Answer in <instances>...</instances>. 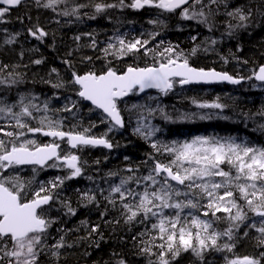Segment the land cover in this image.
I'll use <instances>...</instances> for the list:
<instances>
[{"label": "snow or ice", "instance_id": "1", "mask_svg": "<svg viewBox=\"0 0 264 264\" xmlns=\"http://www.w3.org/2000/svg\"><path fill=\"white\" fill-rule=\"evenodd\" d=\"M22 3L23 0H0V22H5V15ZM67 3L68 0H35L37 7L54 12L59 5L65 4V9L61 10L59 15L75 16L77 19L81 18L80 10L89 6L75 4L68 9ZM189 4L191 8L186 6ZM91 6L96 14L124 6L133 9L150 6L167 12L184 6L181 11L182 19L195 20L212 30L220 6L227 8L228 4L227 0H131L130 4L125 5V0H119L118 4L98 2ZM225 14L237 21L235 25L228 23L229 34L237 27H246L252 16L250 10L246 12L242 7H235ZM91 18L95 19V16ZM19 19L23 23V17ZM149 23L160 24L162 21L152 20ZM27 31L31 37L41 42L49 35L39 22ZM19 35L20 33L12 35L5 43H14ZM85 35L91 37V34ZM157 35L158 33L153 32L149 34V39L136 38L131 41L116 35L110 38L115 42L108 43L102 50L105 58L110 55L123 58L143 51L145 56L152 58L151 64L144 67L130 64L123 71L106 66V70L99 72L90 70L84 74L72 73L71 83L79 86L76 95L90 102L95 109L102 110L110 125L108 132L116 127H124L118 101L136 89L140 92L145 89H157L160 93L167 94L176 84L183 86L215 81L239 84L245 79L233 77L227 72L193 67L188 57L182 51H177L178 46L175 45L164 47L161 42L156 48H148L150 40ZM75 39L80 40L81 37L76 36ZM192 39L195 41L196 37L193 36ZM211 42L216 43L215 40ZM91 47H96L94 39ZM196 52L197 48L194 47L191 54L195 55ZM33 63L39 65L42 60L37 59ZM7 68L8 66L4 65L0 68V73L5 72ZM51 71L57 70L53 68ZM253 78L264 83V64L247 77L249 80ZM20 82L19 74L8 72L6 76L0 75V86L12 87ZM52 86L61 88L64 84L61 82ZM37 99L36 96L28 99L21 94L13 104L0 100V119L6 121L7 128L13 129L9 131L0 126V133L7 137L6 140L0 138V264H5V261L6 264H39L40 252L45 247L51 256L58 260L61 249L72 247L66 243L64 236H60L52 245L45 244L48 230L55 220L44 213L43 206L50 205L55 199L56 190L65 180L82 175L80 157L73 151L62 153L59 143L53 141L39 144L35 139L26 138V134L42 133L47 137L66 140L69 148L76 150L89 146H103L109 149L113 147L107 138V132L97 137L92 135L88 128L83 131L75 128L64 131L63 120L49 116V103L45 101L40 105L34 102ZM193 103L199 108L225 107L219 102L200 103L193 100ZM71 104L72 107L65 106L57 111L72 112L77 102L71 101ZM17 107L19 111H16ZM132 109L139 111L135 134L145 141H151L150 147L154 152L165 155L166 159H157L155 155L150 154L148 159L152 166L148 169V174L143 176H137L138 169L129 167L126 171L131 175L112 185L106 199L113 206L119 203L126 223L140 220V217H143L141 223L155 220L142 234L147 235L149 239L142 240L144 246L140 248L141 254L155 257L154 260L150 259L149 264H174L185 252H191L201 264L205 261L207 253H232L240 239L242 226L255 230L257 246L264 247V146H252L243 141L238 142L233 137L219 136H195L190 140L161 143L152 139L159 129L151 124L150 117L159 111L164 119H170L164 109L159 105L152 108L143 104H133ZM200 118L205 119L203 116ZM37 119L39 126L32 127L29 121ZM20 165L63 167L68 171V175L58 176L50 180L47 186L41 184L37 191L29 193L28 185L21 181L18 175L2 174L13 166ZM130 183L137 187H130ZM29 195L31 198H28ZM81 199L92 203L96 197L89 192H82ZM63 207L67 214H76V209L70 202L64 201ZM250 213L252 217L259 219L246 223L250 219ZM221 221L227 223L223 230L217 227ZM98 228V225L93 226L92 233L97 232ZM248 230L243 232L244 237L249 235ZM119 264L126 262L121 259ZM225 264H264V252L260 257L225 256Z\"/></svg>", "mask_w": 264, "mask_h": 264}, {"label": "trees", "instance_id": "2", "mask_svg": "<svg viewBox=\"0 0 264 264\" xmlns=\"http://www.w3.org/2000/svg\"><path fill=\"white\" fill-rule=\"evenodd\" d=\"M100 2L118 4L119 0ZM227 4V8L220 6L212 30L197 21H193V25L188 29H171L167 26L170 24L168 22L148 28L141 20L142 16L147 14V10L135 11L126 7H114L96 14L94 7L91 6L80 10V19L75 16L64 17L59 15V12L65 9V4L59 5L54 12L51 9L37 7L35 1L21 4L15 14L5 16V22H0V68L4 65L8 66L0 75L6 76L8 72H12L21 77V82L15 86H0V100L13 104L21 94L28 99L36 96L38 99L34 101L35 103L40 105L45 101L49 103V116L63 120L64 131L73 128L83 131L88 128L91 134L97 137L107 132V138L114 144L111 151L97 148L101 151L96 152V156H92L90 160L84 158L82 175L65 180L56 190L55 199L44 208V213L55 220L48 230L45 244L52 245L60 236H64L66 243L71 244L72 247L61 249L58 260L52 257L45 247L40 252L39 264H119L121 259L126 264H149L150 259H155L140 252V248L144 246L141 241L149 239L147 235L142 234L155 220L141 223L143 217H140V220L126 223L119 203L113 206L106 197L112 185L118 184L121 178L131 175L126 169L129 167L138 169L137 176L147 175L148 169L152 166L148 159L150 154L161 160L166 157L154 152L150 147L151 141H145L135 134L139 111L132 109L133 102H136L133 95L128 100L129 106L125 110L121 109L125 120L123 134L112 140L111 137L109 138L110 125L105 116L79 98L76 95L79 88L71 83L73 72L78 74L90 70L99 72L106 70V66L123 71L130 64L144 67L153 62L152 58L145 56L143 51L123 58L111 55L105 58L102 50L108 43L115 42L110 38L120 35L128 41L136 38L149 39V34L155 32L158 35L150 40L151 46L148 45V48H156L161 42L164 47L175 45L178 46L177 51H182L188 57L193 67L214 69L227 72L233 77L246 79L237 87L215 86L209 91L191 90L204 93L193 95L190 99L200 103L219 102L225 105L223 109L202 108L205 112L200 115L186 114L182 105L178 104L181 101L176 99L179 93L184 91L189 93V89L188 92L176 87V92L171 94L159 93L158 95L162 97L156 103L153 100L148 102L147 98L142 99L140 104L145 105L144 102H148V106L153 105V108L159 105L170 117L166 120L160 112L150 117L151 124L159 129L153 140L167 144L173 140H190L195 136H219L233 137L238 142L243 141L252 146H264V114H262L264 83H257L254 78L247 79L254 70L264 64V3L227 0ZM235 7H242L246 12L250 10L252 16L246 27H237L229 34L228 23L235 25L237 21L230 19L225 13ZM93 16L95 19L91 18ZM20 17H23V23ZM37 22L49 33L43 42L32 38L26 30ZM16 33L20 35L16 37L14 43H5ZM85 34H91V37ZM76 36H80L81 39L76 40ZM193 36L196 37L195 41L192 39ZM93 39L96 42L95 48L91 47ZM212 40L216 43L213 44ZM194 47L197 48V52L192 55ZM86 57L90 59H85ZM37 59L42 60L43 64L33 63ZM53 68L57 71L52 72ZM61 82L64 84L61 88L52 86ZM190 95L191 92L188 96ZM71 101L77 102L72 112L57 111L65 106L72 107ZM16 111H19V107ZM201 116L205 119H201ZM29 123L32 127L39 126L38 119ZM0 126L6 127V121L0 119ZM6 130L13 129L6 127ZM0 136L4 137L2 133ZM92 149L90 155L94 152V148ZM125 157L128 159L126 160ZM110 173L116 175H109ZM64 174L61 168L51 167L43 170L35 169V171L14 168L12 172V176L18 175L20 180L28 185L29 193L37 191L41 184L47 186L50 180L58 176L64 177ZM129 186L137 187L134 183H130ZM82 192L94 194L96 200L89 203L81 199ZM28 198H31L30 195ZM64 201L70 202L76 209L75 215L67 214V210L63 207ZM249 215L250 219L246 223L259 219L252 217L251 213ZM97 225L98 231L92 233V227ZM217 227L223 230L227 227V223L221 221ZM245 230L248 229L242 226L239 232L240 239L232 253L215 251L207 253L203 264H225V256L259 257L260 253L264 252V247L257 246L255 239L257 233L255 230H248L249 235L244 237ZM133 237L136 239L134 240ZM174 264H201V261L191 252H185Z\"/></svg>", "mask_w": 264, "mask_h": 264}, {"label": "rangeland", "instance_id": "3", "mask_svg": "<svg viewBox=\"0 0 264 264\" xmlns=\"http://www.w3.org/2000/svg\"><path fill=\"white\" fill-rule=\"evenodd\" d=\"M100 1L101 0H71V1H68L67 7L71 8L75 4H85V5H89L88 7H91V5L93 3H98ZM248 1L253 2V1H256V0H248ZM130 3H131V0H125V5H128ZM124 7L130 8V7H127V6H124ZM188 7L191 8V4H189ZM131 9H133V8H131ZM182 10L174 12V13H166L162 9L154 7L152 9H148L146 11L147 14L143 15L141 20L143 21L144 25H146V27L148 26V28L155 27L157 25H161V24H164V23L168 22L170 24H168L167 26H170L171 29H178V30L179 29H186L189 26L193 25V21H195V20H184V19H182L181 18V11ZM131 17H133V16H131ZM152 20L162 21V23H160V24H151V23H149V21H152ZM202 91H204V90H202ZM202 91H199V92L198 91H193V92L190 91L191 92L190 97L188 96V94L190 93L189 91H188L189 93H187L185 91L181 92L182 94L179 93V95L177 96L176 99L181 100L178 104L182 105V109L185 111L186 114H189V115L191 114L193 116V114H197L198 113V115H200V113L205 112L204 110L202 111V108L197 107V105L193 103L194 99H190L193 95H202L204 93ZM161 97H162V95L150 94V95H148L147 99H149L148 102H151L153 100L154 103H156V102H158L161 99ZM187 97H189V98H187ZM148 102H144L145 105H148ZM140 103H141L140 100H137L136 102H133V104H140ZM127 106H129V104H127ZM151 107L153 108V105ZM157 112H159V111H157ZM33 121H37V120H33ZM36 134H38V133H35V134L27 133L26 134V138L35 139L37 141V143H39V142L46 143L44 140L41 139L42 137L39 134L38 135H36ZM0 138L5 139V140L7 139V137H2V136H0ZM47 168H50V167H47ZM8 172L9 171H6V172H3L2 174L5 175Z\"/></svg>", "mask_w": 264, "mask_h": 264}, {"label": "flooded vegetation", "instance_id": "4", "mask_svg": "<svg viewBox=\"0 0 264 264\" xmlns=\"http://www.w3.org/2000/svg\"><path fill=\"white\" fill-rule=\"evenodd\" d=\"M254 2H259V3H264V0H256V1H254ZM15 12H16V9H12L8 14H6L5 16H9L10 14H15ZM28 29V28H27ZM26 29V30H27ZM33 38V37H32ZM65 123H67V122H65ZM119 135H117L115 132H113V134H112V137L110 138V139H112V140H115V138L116 137H118ZM46 141V143H50V142H56V143H58L56 140H53V139H45ZM39 144H45L44 142L43 143H41V142H39ZM60 151L62 152V153H68L69 151H73V152H75V154H77L79 157H80V162H81V166H83L82 165V162H83V159L85 158L86 160H90L91 159V157L92 156H96V152H99V151H101L100 149H97V148H95L94 147V152H93V154L92 155H90L89 153L91 152V151H93V149L91 148V147H85V148H82V149H80V150H76V149H70L69 148V146H68V144H67V142H66V140H63V142H62V144H60ZM87 155V156H86ZM14 167H18V166H13V168ZM13 168H11V169H13ZM11 169L10 170H8L9 172L11 171ZM62 170L64 171V175L65 176H67L68 175V171L66 170V169H63L62 168ZM8 172V173H9ZM83 173V172H82Z\"/></svg>", "mask_w": 264, "mask_h": 264}, {"label": "water", "instance_id": "5", "mask_svg": "<svg viewBox=\"0 0 264 264\" xmlns=\"http://www.w3.org/2000/svg\"><path fill=\"white\" fill-rule=\"evenodd\" d=\"M23 1H25V0H23ZM145 7H149V6H145ZM182 7H184V6H182ZM181 7V8H182ZM16 8V7H15ZM143 8H141V9H137V10H142ZM259 68V67H258ZM258 70V69H257ZM215 71H217V70H215ZM217 72H220V71H217ZM243 82V80H241V82L240 83H242ZM258 82H260V81H258ZM220 83H222V84H226V85H239V84H232V83H230V82H227V81H215V82H208V83H205V82H200V83H190V84H187V85H183V86H189V85H198V86H211V85H214V84H220ZM78 86V85H77ZM150 90H155V91H159V90H157V89H145L143 92H140L139 91V89H137V91H138V93H139V95H142L144 92H146V91H150ZM130 94V93H129ZM129 96V95H128ZM128 96H126V97H124V98H121V99H126ZM88 102V101H87ZM88 103H90V102H88ZM91 104V103H90ZM92 105V104H91ZM102 111V110H101ZM121 128V127H120ZM45 136V135H44ZM45 137H47V136H45ZM51 138H53V137H51ZM56 139H58V140H60L59 138H56ZM97 147H103V146H97ZM104 148H106V147H104ZM107 149H109V148H107ZM22 166H30V165H22ZM38 166V165H37ZM41 167V166H40ZM44 207V206H43Z\"/></svg>", "mask_w": 264, "mask_h": 264}, {"label": "bare ground", "instance_id": "6", "mask_svg": "<svg viewBox=\"0 0 264 264\" xmlns=\"http://www.w3.org/2000/svg\"><path fill=\"white\" fill-rule=\"evenodd\" d=\"M253 7V6H252ZM201 27V26H200ZM13 28V27H12ZM188 29V28H187ZM175 31V30H174ZM186 31V30H185ZM173 32V31H172ZM176 32V31H175ZM168 35V34H167ZM125 38V37H124ZM163 38V37H162ZM154 43V42H153ZM7 45V44H6ZM167 45V44H166ZM149 46H151V45H149ZM152 46H153V44H152ZM82 51V50H81ZM84 53V52H83ZM223 56V55H222ZM34 58V57H33ZM46 59V58H45ZM49 63H50V61H49ZM43 64V63H42ZM96 64V63H95ZM104 64V63H103ZM109 64V63H108ZM43 67V66H42ZM48 67V66H47ZM41 69V68H40ZM246 80V79H245ZM161 100V99H160ZM176 102V101H175ZM186 104V103H185ZM167 108V107H166ZM251 122V121H250ZM254 242V241H253ZM247 244V243H246ZM245 246V245H244ZM257 253H259V252H257ZM261 254V253H260ZM260 257V256H259Z\"/></svg>", "mask_w": 264, "mask_h": 264}]
</instances>
